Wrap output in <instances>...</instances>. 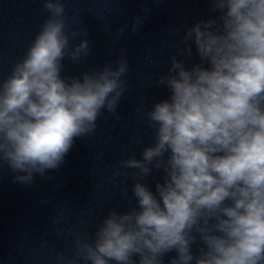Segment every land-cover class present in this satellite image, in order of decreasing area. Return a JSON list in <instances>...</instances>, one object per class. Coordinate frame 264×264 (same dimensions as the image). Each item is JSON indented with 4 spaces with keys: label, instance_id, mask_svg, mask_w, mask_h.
<instances>
[{
    "label": "clouds",
    "instance_id": "1",
    "mask_svg": "<svg viewBox=\"0 0 264 264\" xmlns=\"http://www.w3.org/2000/svg\"><path fill=\"white\" fill-rule=\"evenodd\" d=\"M43 3L49 18L0 81V159L23 173L14 178L23 184L34 173L51 179L46 171L64 163L75 137L94 132L102 110L116 114L127 87L124 55L62 77L65 57L79 62L90 42L70 47L62 0ZM208 3L217 15L185 30L184 47L157 81L170 95L144 113L154 143L119 162L135 170L136 206L110 211L91 243L77 240L85 262L137 264L138 256V264H163L174 250L171 264H264V0ZM133 20L137 34L143 18ZM193 44L200 63L189 68ZM154 170L163 172L155 192L143 182ZM196 243L203 246L193 254Z\"/></svg>",
    "mask_w": 264,
    "mask_h": 264
}]
</instances>
